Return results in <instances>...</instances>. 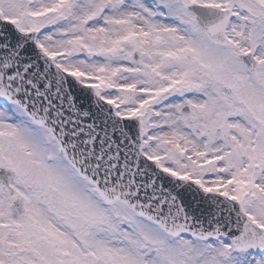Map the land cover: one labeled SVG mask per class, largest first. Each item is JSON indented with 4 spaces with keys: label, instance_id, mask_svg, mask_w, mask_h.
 Masks as SVG:
<instances>
[{
    "label": "snow or ice",
    "instance_id": "snow-or-ice-1",
    "mask_svg": "<svg viewBox=\"0 0 264 264\" xmlns=\"http://www.w3.org/2000/svg\"><path fill=\"white\" fill-rule=\"evenodd\" d=\"M0 264H264V0H0Z\"/></svg>",
    "mask_w": 264,
    "mask_h": 264
}]
</instances>
